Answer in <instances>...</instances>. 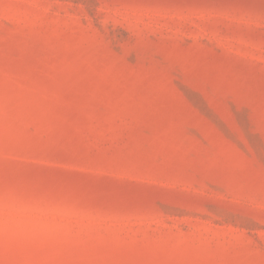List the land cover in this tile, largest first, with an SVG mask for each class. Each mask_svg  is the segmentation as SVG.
I'll list each match as a JSON object with an SVG mask.
<instances>
[{"label": "rangeland", "instance_id": "374dc122", "mask_svg": "<svg viewBox=\"0 0 264 264\" xmlns=\"http://www.w3.org/2000/svg\"><path fill=\"white\" fill-rule=\"evenodd\" d=\"M0 264H264V0H0Z\"/></svg>", "mask_w": 264, "mask_h": 264}]
</instances>
